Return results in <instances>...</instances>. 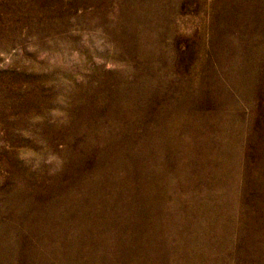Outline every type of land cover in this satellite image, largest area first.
Masks as SVG:
<instances>
[{
    "label": "rangeland",
    "instance_id": "1",
    "mask_svg": "<svg viewBox=\"0 0 264 264\" xmlns=\"http://www.w3.org/2000/svg\"><path fill=\"white\" fill-rule=\"evenodd\" d=\"M0 264H264V0H0Z\"/></svg>",
    "mask_w": 264,
    "mask_h": 264
}]
</instances>
